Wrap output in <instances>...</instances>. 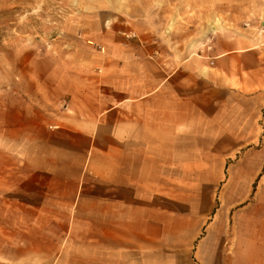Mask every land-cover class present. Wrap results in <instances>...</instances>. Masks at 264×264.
Returning <instances> with one entry per match:
<instances>
[{"label": "crops", "instance_id": "1", "mask_svg": "<svg viewBox=\"0 0 264 264\" xmlns=\"http://www.w3.org/2000/svg\"><path fill=\"white\" fill-rule=\"evenodd\" d=\"M128 10L83 15L26 60L15 86L33 171L0 222V264H264L261 197L211 210L208 188L178 183L210 180L211 148L259 149L235 163L246 180L263 168L241 105L264 101V21L199 45Z\"/></svg>", "mask_w": 264, "mask_h": 264}, {"label": "rangeland", "instance_id": "2", "mask_svg": "<svg viewBox=\"0 0 264 264\" xmlns=\"http://www.w3.org/2000/svg\"><path fill=\"white\" fill-rule=\"evenodd\" d=\"M131 8L152 22L163 23L167 32L193 34V41H199V45L200 42L207 44L214 35L233 36L240 26L248 25L254 33L261 34L256 24L264 21V0H0V222L8 219L9 213L5 211L11 202H25V196H18L25 192L26 175L33 171L26 164L31 155L26 148L24 131L27 119L25 103H20L22 92L16 93L15 86L17 80L25 76L26 60L32 55L41 56L43 50H53L55 43L77 33V18L81 20L83 15L113 14L123 18L122 14L127 15ZM214 21L227 30L210 33L209 24ZM84 41L89 45L92 40L85 37ZM15 99L18 100L17 112L11 109ZM241 108L243 130H247L251 122H257L258 133L264 136V132L261 133L264 101L247 100L242 102ZM230 140L225 139L222 144L228 145ZM257 151L259 149L211 148L210 180L178 183H188L194 189L208 188L211 210L220 205L242 207L258 204V197L264 203L261 182L264 166L252 180L245 179L248 170L242 169L240 175H234L235 163ZM41 154L39 149L33 156ZM73 170L74 166L66 171ZM194 199L201 207L202 197ZM9 231L0 228L1 234L8 235Z\"/></svg>", "mask_w": 264, "mask_h": 264}, {"label": "bare ground", "instance_id": "3", "mask_svg": "<svg viewBox=\"0 0 264 264\" xmlns=\"http://www.w3.org/2000/svg\"><path fill=\"white\" fill-rule=\"evenodd\" d=\"M224 26L221 24V23H216V21H214V22H211L210 24H209V31H210V33H215V32H217V31H219V29L220 30H227V29H225V28H223Z\"/></svg>", "mask_w": 264, "mask_h": 264}, {"label": "built area", "instance_id": "4", "mask_svg": "<svg viewBox=\"0 0 264 264\" xmlns=\"http://www.w3.org/2000/svg\"><path fill=\"white\" fill-rule=\"evenodd\" d=\"M89 45L96 47L98 50H101L99 46H95L92 42H88Z\"/></svg>", "mask_w": 264, "mask_h": 264}]
</instances>
